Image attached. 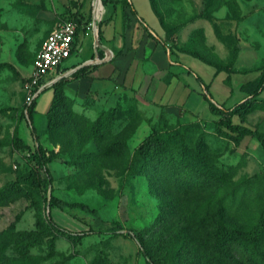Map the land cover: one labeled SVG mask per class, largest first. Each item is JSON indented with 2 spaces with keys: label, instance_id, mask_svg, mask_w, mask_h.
<instances>
[{
  "label": "rangeland",
  "instance_id": "obj_1",
  "mask_svg": "<svg viewBox=\"0 0 264 264\" xmlns=\"http://www.w3.org/2000/svg\"><path fill=\"white\" fill-rule=\"evenodd\" d=\"M86 1L82 12L92 22L96 0ZM147 2L162 29L166 84L174 72L181 74L191 91L186 102L170 105L165 92L158 98L155 77L151 93L143 94V61L134 58L104 91L78 99L65 92L49 128L44 111L50 88L38 93L30 121L23 111L42 25L55 26L64 10L56 12L42 0H0V62L10 65L0 68V187L17 181L16 190L0 200V264H146L131 232L141 234L150 264H234L248 258L235 244L217 252L210 237L218 223L239 229L255 224L264 209V150L255 138L236 139L220 125L193 73L210 83L216 103L230 106L246 95L236 73L264 67V0ZM137 21L130 18L127 27ZM98 38L96 32L97 43ZM96 53L101 60L102 50L96 47ZM79 54L72 52L60 69L78 62ZM226 79H232L230 88ZM259 96L256 107L231 120L264 134V93ZM113 107L111 124L92 130L100 112L109 117ZM153 127L178 131L190 143L201 133L219 182L183 168L174 171L177 179L158 177L155 164L146 173L131 169L134 149ZM113 141L118 145L109 152ZM36 144L51 177L46 185L29 175L35 159L28 153ZM50 195L88 208L50 207ZM260 256L264 264V239Z\"/></svg>",
  "mask_w": 264,
  "mask_h": 264
},
{
  "label": "trees",
  "instance_id": "obj_2",
  "mask_svg": "<svg viewBox=\"0 0 264 264\" xmlns=\"http://www.w3.org/2000/svg\"><path fill=\"white\" fill-rule=\"evenodd\" d=\"M103 3L106 0H101ZM123 4V15L125 26L129 25L130 17H127V12L138 17L136 9L131 0H121ZM84 3V0H69L68 5L64 11L63 18H70L75 21L77 29L76 36L79 33H83L87 28L89 18L83 14L81 7ZM101 2L98 3V14L99 6ZM72 9H74L72 11ZM107 21V19L100 20L98 22V37H100V23ZM144 30L147 32L149 38L158 41V36L152 30H148L146 25ZM163 46L165 43L162 41ZM117 54V53H116ZM10 67L9 63L0 62L1 67ZM75 64L70 67H74ZM95 65H93V68ZM66 67L65 69H67ZM221 68L220 65L216 66L215 72ZM63 69V70H65ZM258 74L239 85V88L246 93V95L239 101H236L233 105L225 106L223 103H216L213 101V97L209 92L210 83H204L202 78L193 73L195 78L202 84L205 94L203 97L208 102V108L211 113L219 117L218 122L220 125L228 129L230 132L235 134V138H241L245 135H249L255 138L262 149L264 150V134L259 132L256 129H252L246 125L234 123L231 120V116L242 112L244 110H251L256 107L255 102L260 98V94L264 89V67H256ZM91 68L86 65L78 67L70 76H62L51 85L46 88L52 89V99L49 107L44 112L46 116V126L51 128L54 123L55 117L58 115L61 106L62 100L65 97L64 85L69 80L67 78H80L89 76ZM167 76V74H166ZM227 85L230 86V82L226 79ZM45 88V89H46ZM44 90V89H43ZM35 96L29 103L25 101V111H23L24 117L27 116L30 121L32 116V111L35 107ZM115 108H112L111 114L109 117L104 113L100 112L98 117L92 121L91 128L92 130H97L101 123L111 124L112 120L115 118ZM31 131L34 133V127L31 126ZM34 138H36L34 136ZM118 145L117 141H113L108 146V151L112 152ZM206 143L204 141L203 135L200 133L198 137L190 143L185 138L178 134V131L173 133H164L158 128H151L145 137L140 141L137 147L134 149L132 155V165L131 169L136 172H148L152 164L156 165V174L158 177L165 179L166 177L172 176L177 179L178 175L174 171L179 169H188L197 174H203L205 177L210 178V180H216L219 182L218 178H215V172L209 167L210 155L206 151ZM33 155L35 159V165L31 167L29 175L36 178L37 183H44L45 185L50 182L51 177L49 170L46 166V160L44 156V150L39 144H36L28 155ZM17 188V181H8L6 184L0 187V200L10 196ZM54 205H65L68 207H79L82 209H87L88 206L85 203L81 202H67L63 199L50 195L49 197V206ZM54 226H56L54 224ZM59 230L62 228L58 227ZM130 236L138 244L139 251L142 252L146 257V264L152 262L151 257L146 250V245L143 241V238L139 232H131ZM211 246L214 250L221 253L228 251L232 244L238 245L243 249L244 253L247 254V259H237L234 264H247V260L252 261L253 264H262L260 256V246L263 243L264 239V209L260 212L255 224L249 229H239L231 228L223 224H216L213 228L211 234Z\"/></svg>",
  "mask_w": 264,
  "mask_h": 264
},
{
  "label": "crops",
  "instance_id": "obj_3",
  "mask_svg": "<svg viewBox=\"0 0 264 264\" xmlns=\"http://www.w3.org/2000/svg\"><path fill=\"white\" fill-rule=\"evenodd\" d=\"M131 1L136 9L138 17H135L132 14H129V16L132 18L133 23L135 20H139L136 22V27L132 28L130 26H125L124 19L122 18L121 0H106L105 3L102 2L100 4L102 7L99 6L98 17L100 16L101 12H103L101 20L107 19V21L100 23V37L98 38V43L96 42L95 35L88 29V31L86 30L87 33H79L76 36V43L73 52L80 53L79 55L81 58L75 63L74 67L86 65L91 68V71L89 76L72 79L66 82L64 85V92L67 93L69 90L70 93L73 92L72 97L78 99V97H84L89 92L98 93L102 90L104 91L108 87L111 80L117 77L119 72L124 71V69L130 65L134 58H137V60L140 59L143 61V68L145 70L141 78L143 94L151 93L150 81L153 77H155L157 84L152 82L155 83V89H157L155 94L158 93V90L161 91L158 94V98L162 92H165L164 94L166 96V102L170 105H180L186 102L189 95L191 94V91L187 84L182 80L181 74L177 73L178 75H176V72H174L173 77L170 79L169 83L166 84V82H168L170 71L164 67L165 52L161 39L162 29L156 16L150 9L147 0ZM42 2L44 5L52 7L54 11L58 12L60 10L65 11L69 0H42ZM86 3L87 1L84 0L81 11L85 10L84 7ZM73 10L74 9H72V11ZM50 13L51 12L45 13V17L47 19L51 18L52 14ZM145 17L149 18L152 21V24L146 22V20H144ZM96 19L97 18L95 17L92 21H95L96 23ZM140 21L141 24L139 23ZM143 25H146L148 30H152L156 33L158 36V41L148 37ZM96 26L98 25L96 24ZM54 27L55 26L51 23L42 25L41 34L43 35V38L40 41L38 49L40 48L42 41L47 36L49 31ZM81 35L82 38L80 39ZM96 47H98L104 53V56L101 58V60L97 58ZM93 65H95L94 68ZM257 74L258 71L254 73L246 72L244 74L236 73V76H238L236 79L238 81L237 85L239 86L241 83L254 78ZM232 79L229 80L230 85L232 84ZM228 87L230 88L229 85ZM263 93L264 89L262 90L261 94ZM51 99L52 89L50 102ZM213 101L215 100L213 99Z\"/></svg>",
  "mask_w": 264,
  "mask_h": 264
},
{
  "label": "built area",
  "instance_id": "obj_4",
  "mask_svg": "<svg viewBox=\"0 0 264 264\" xmlns=\"http://www.w3.org/2000/svg\"><path fill=\"white\" fill-rule=\"evenodd\" d=\"M92 33L97 32L95 21L89 22ZM76 23L70 18L60 19L55 27L49 31L47 36L37 50L26 89L25 101L29 103L43 89L51 84L49 81L65 74L70 76L78 67H68L65 70L60 69V63L66 59L74 50L76 43ZM87 30V29H86ZM84 33H87V31ZM96 35V34H95Z\"/></svg>",
  "mask_w": 264,
  "mask_h": 264
},
{
  "label": "water",
  "instance_id": "obj_5",
  "mask_svg": "<svg viewBox=\"0 0 264 264\" xmlns=\"http://www.w3.org/2000/svg\"><path fill=\"white\" fill-rule=\"evenodd\" d=\"M62 76H65V74L63 73V74H59L58 76H56V77H54V78H52L50 81H49V83L48 84H51V83H53L54 81H56L57 79H59L60 77H62Z\"/></svg>",
  "mask_w": 264,
  "mask_h": 264
},
{
  "label": "bare ground",
  "instance_id": "obj_6",
  "mask_svg": "<svg viewBox=\"0 0 264 264\" xmlns=\"http://www.w3.org/2000/svg\"><path fill=\"white\" fill-rule=\"evenodd\" d=\"M98 3H99V0H96V5H95V17L96 18H98V10H97ZM93 34L95 35L96 33L94 32Z\"/></svg>",
  "mask_w": 264,
  "mask_h": 264
}]
</instances>
